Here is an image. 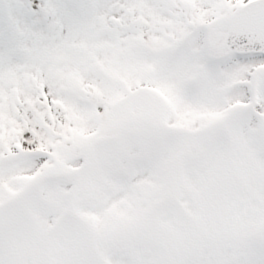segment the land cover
<instances>
[{
    "label": "snow or ice",
    "instance_id": "1",
    "mask_svg": "<svg viewBox=\"0 0 264 264\" xmlns=\"http://www.w3.org/2000/svg\"><path fill=\"white\" fill-rule=\"evenodd\" d=\"M0 264H264V0H0Z\"/></svg>",
    "mask_w": 264,
    "mask_h": 264
}]
</instances>
